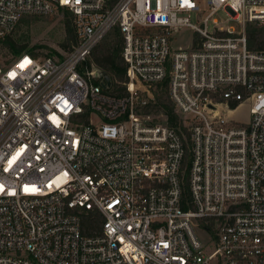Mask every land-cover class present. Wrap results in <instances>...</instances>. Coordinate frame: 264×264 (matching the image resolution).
Returning a JSON list of instances; mask_svg holds the SVG:
<instances>
[{
    "label": "built area",
    "instance_id": "built-area-1",
    "mask_svg": "<svg viewBox=\"0 0 264 264\" xmlns=\"http://www.w3.org/2000/svg\"><path fill=\"white\" fill-rule=\"evenodd\" d=\"M206 3L200 26L199 0H0V43L63 8L78 36L62 59L0 53V264H264V50L245 30L264 0ZM219 9L243 28L210 30ZM117 27L122 95L87 64ZM187 27L201 43L174 48ZM166 78L189 134L156 112ZM243 101L248 122L230 115Z\"/></svg>",
    "mask_w": 264,
    "mask_h": 264
},
{
    "label": "trees",
    "instance_id": "trees-1",
    "mask_svg": "<svg viewBox=\"0 0 264 264\" xmlns=\"http://www.w3.org/2000/svg\"><path fill=\"white\" fill-rule=\"evenodd\" d=\"M118 0H111L112 5ZM61 11L65 13V18L63 21V29L65 33V38L61 41L60 46L62 48V53L56 51L52 52L39 51L36 48L47 47L45 45H32L30 43L29 37L26 36V32L22 31L23 23H29L32 18H38L40 16H25L23 17L16 28L9 33L2 43L4 46L10 48L15 55H19L24 52H28L37 56H51L55 59H62L68 53H70L74 46L78 43V36L76 33L74 25V15L67 8H63ZM114 35V39H110L111 35ZM246 36L248 47L253 51H263L264 50V24L257 21H249L246 25ZM201 37L197 33L194 37L193 47H197L201 43ZM123 49V36L120 29L117 27L114 29L103 41L97 44L87 61L90 65L94 63L95 65L101 67L102 69L108 71L112 77V87L108 92L116 95H122L127 92L124 82L126 80V63L122 57ZM1 50V49H0ZM155 95V107L156 112L163 114L170 125L177 126L183 129L187 134H189L188 128L184 125V120L180 114L176 111L175 105L172 102L169 94L168 78L158 83L154 88ZM220 99V97H217ZM237 103H231V108H236ZM188 158V156H187ZM188 195V189H187ZM92 212L83 214L82 218V231L84 234H92L94 230L100 229V218L94 217ZM210 226H213V221H211ZM213 227H211L212 229ZM214 229V228H213ZM214 231V230H213Z\"/></svg>",
    "mask_w": 264,
    "mask_h": 264
},
{
    "label": "rangeland",
    "instance_id": "rangeland-1",
    "mask_svg": "<svg viewBox=\"0 0 264 264\" xmlns=\"http://www.w3.org/2000/svg\"><path fill=\"white\" fill-rule=\"evenodd\" d=\"M201 4V12L199 14L193 12L191 16V20L198 25H202L203 16L207 15L211 10L207 5L206 0H199ZM65 13L60 11L51 16H42L38 18H32L29 23H23L22 31L26 32V36L29 37L31 46L32 45H45L47 47L36 48L39 51L52 52L53 54L56 51L62 53V48L60 46L61 41L65 38V33L63 29V21L65 18ZM213 18H216L219 21V25L222 26H230L236 31H240L243 28V23L240 20L233 19L225 9L217 10L212 18H210L208 22V28L210 30L214 29ZM247 25V22H246ZM246 30V27H245ZM197 32L194 29L189 27L184 28L180 31L174 33L172 38V46L177 48L179 46L183 47H193L194 37ZM110 39H114V35L110 36ZM0 53L3 57H9L10 55H15V53L8 47L4 46V44L0 43ZM250 101H243L241 105H239L233 112L230 113L232 118L239 122H248L250 120ZM195 231L197 235L207 240L209 238V234L206 230L201 227H195Z\"/></svg>",
    "mask_w": 264,
    "mask_h": 264
},
{
    "label": "water",
    "instance_id": "water-1",
    "mask_svg": "<svg viewBox=\"0 0 264 264\" xmlns=\"http://www.w3.org/2000/svg\"><path fill=\"white\" fill-rule=\"evenodd\" d=\"M91 70H92V75L94 77H98L101 78V85L105 88V89H110L112 86V77L110 75V73L104 69H102L101 67L95 65L94 63H91Z\"/></svg>",
    "mask_w": 264,
    "mask_h": 264
}]
</instances>
